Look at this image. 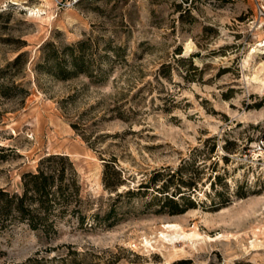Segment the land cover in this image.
<instances>
[{
	"label": "rangeland",
	"instance_id": "1",
	"mask_svg": "<svg viewBox=\"0 0 264 264\" xmlns=\"http://www.w3.org/2000/svg\"><path fill=\"white\" fill-rule=\"evenodd\" d=\"M78 42L85 72L56 79L48 49ZM261 43L264 0H0V189L67 156L98 216L0 226V264H264ZM178 192L195 208L168 215Z\"/></svg>",
	"mask_w": 264,
	"mask_h": 264
},
{
	"label": "trees",
	"instance_id": "2",
	"mask_svg": "<svg viewBox=\"0 0 264 264\" xmlns=\"http://www.w3.org/2000/svg\"><path fill=\"white\" fill-rule=\"evenodd\" d=\"M51 45L44 43L43 50ZM85 42H78L72 46L63 48V52L68 61L62 60L55 50H48L47 60H51L49 70L54 71L53 76L59 80H68L78 74L85 72L86 61L84 59ZM77 53V54H75ZM21 55H18L13 63L19 61ZM68 65L70 68H68ZM110 164L106 163L103 171V186L105 190H114L117 182L108 180L106 170L110 169ZM116 177L119 172L111 167ZM23 192L11 194L0 189V226L12 222H20L35 232H41L44 235L53 233L56 229L57 220L65 215L76 216L79 226H89V228L98 225V223H88L89 218L96 219L97 215L85 213L88 202L81 198V187L78 174L67 156L49 155L39 161L35 173H27L22 176ZM117 181V179H116ZM159 194L168 193L167 186L159 187ZM128 191L126 194H129ZM122 194H116V200L122 198ZM163 206L166 207L168 215H179L187 210L195 208L193 204L183 206L179 200H183L184 195L178 192L176 195L163 196ZM112 212L104 216V221L111 218ZM107 224L106 227H109ZM172 264H191L190 261L180 260Z\"/></svg>",
	"mask_w": 264,
	"mask_h": 264
},
{
	"label": "bare ground",
	"instance_id": "3",
	"mask_svg": "<svg viewBox=\"0 0 264 264\" xmlns=\"http://www.w3.org/2000/svg\"><path fill=\"white\" fill-rule=\"evenodd\" d=\"M190 48L191 47L188 46V49H190ZM263 48H264V44L263 43H261L256 48H254L252 54L246 60L245 65L246 66H250V61L252 60L253 55L264 54V52H262V49ZM246 81H247V83L249 85L250 84L251 85H257L260 89H263L264 90V64L261 63L260 65H258V67H256L255 69H253V72L251 73L250 77H247L246 78Z\"/></svg>",
	"mask_w": 264,
	"mask_h": 264
},
{
	"label": "built area",
	"instance_id": "4",
	"mask_svg": "<svg viewBox=\"0 0 264 264\" xmlns=\"http://www.w3.org/2000/svg\"><path fill=\"white\" fill-rule=\"evenodd\" d=\"M250 149H251L250 151H252L253 154H259L263 156L264 159V132L258 139H256L253 142Z\"/></svg>",
	"mask_w": 264,
	"mask_h": 264
}]
</instances>
